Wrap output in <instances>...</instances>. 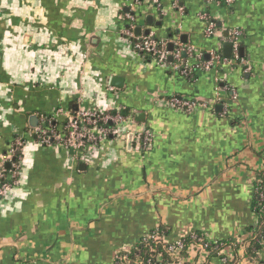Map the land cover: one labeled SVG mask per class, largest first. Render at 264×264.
Listing matches in <instances>:
<instances>
[{"label": "crops", "instance_id": "obj_1", "mask_svg": "<svg viewBox=\"0 0 264 264\" xmlns=\"http://www.w3.org/2000/svg\"><path fill=\"white\" fill-rule=\"evenodd\" d=\"M133 3L0 0V156L28 138L18 186L0 199V264H116L159 229L170 243L232 242L215 255L190 245L162 264H264V239L247 256L264 172V0ZM129 14L140 36L183 45L193 76L136 51L121 36ZM234 30L237 61L223 52ZM214 54L228 63L205 70ZM175 97L200 105L174 107ZM81 107L121 111L123 130H148L151 147L110 138L83 162L29 137L31 116L61 132L56 111Z\"/></svg>", "mask_w": 264, "mask_h": 264}, {"label": "built area", "instance_id": "obj_2", "mask_svg": "<svg viewBox=\"0 0 264 264\" xmlns=\"http://www.w3.org/2000/svg\"><path fill=\"white\" fill-rule=\"evenodd\" d=\"M157 1V0H156ZM217 3H224L228 6L232 5L234 0H209ZM180 0H176L179 3ZM140 3V0H134L133 6L135 7ZM128 26L122 31V37L131 44L136 51L143 55H149L159 66L169 65V58L172 57L173 68L181 70L182 73L188 75L191 68L185 65L183 53L185 48L179 42L175 44V48L172 52L168 50V44L165 40H156L153 36H138L135 32V16L133 14L127 15ZM216 25L210 23L207 29L208 35H214L216 32ZM240 32L234 30L230 35V42L233 44L234 59H239V39ZM174 42V41H173ZM228 60L224 59L219 54H214L212 60L204 63L205 70H212L216 66L221 64H227ZM171 104L174 107L194 109L198 107V104L192 100H185L179 97H175L171 100ZM58 115H64L66 122L61 132L54 128L48 127L46 123L33 129L29 135H36L42 146H62L66 149L72 160H81L83 162H93L95 153L98 152L108 139L118 138L129 134V131L125 132L122 128L127 120L123 116L121 111L94 109L89 110L85 108H79L77 112L73 114H66L62 109L56 111ZM47 123L49 119L44 120ZM28 138L26 135L18 136L14 142L13 149L6 156H0V199H4L10 196L12 189L18 186L19 174L21 170L22 156L18 155V151L22 150L26 145ZM135 140L137 147L140 151L144 152L151 147L152 136L148 130L140 132L137 136L135 134ZM22 152V151H21ZM18 161L13 165V169L7 173L6 164L12 160ZM193 240L196 241L194 246L199 247L202 251H206L207 244L204 238L190 235ZM151 238L155 242H162L168 244V252L170 257L177 262L181 261V251L184 248L182 241L176 243H170L167 238L161 236L151 235L145 237ZM144 238V239H145ZM147 264H154L150 261Z\"/></svg>", "mask_w": 264, "mask_h": 264}, {"label": "trees", "instance_id": "obj_3", "mask_svg": "<svg viewBox=\"0 0 264 264\" xmlns=\"http://www.w3.org/2000/svg\"><path fill=\"white\" fill-rule=\"evenodd\" d=\"M147 58H151L149 55H145ZM170 62V61H169ZM199 68L194 69V76L197 73ZM189 77L193 76V72L188 71ZM22 150L18 151V155L22 156ZM18 159L16 160V162ZM10 170L7 171V173ZM254 209L259 218V224L257 228H253L252 232L254 233V239L251 241L250 246L247 248V256L249 258L256 257V253L259 249H261V243L264 239V172L260 175L258 183L256 185V195L254 197ZM151 235L161 236L163 238H167L166 232L162 229L154 231ZM150 235V236H151ZM197 237L204 238V236L200 234H194ZM205 240L207 244L206 252L211 253L213 255L220 254L222 250L228 246L230 243H212L208 240ZM182 243L184 244V248L181 251V256H184L190 245H194L196 243L195 240L192 239L191 236L183 238ZM168 244L162 242H155L151 238L143 239L138 246H136L130 253L124 255L127 258L120 257L117 260L116 264H147V262H151L154 264H162V263H172L174 260L170 257L168 252Z\"/></svg>", "mask_w": 264, "mask_h": 264}, {"label": "water", "instance_id": "obj_4", "mask_svg": "<svg viewBox=\"0 0 264 264\" xmlns=\"http://www.w3.org/2000/svg\"><path fill=\"white\" fill-rule=\"evenodd\" d=\"M136 34L138 36H140L142 34V28H137L136 30ZM146 34L148 35L149 32H146ZM185 43V41H183ZM169 51L172 52L173 51V44H169ZM223 52H224V56L226 58H231L232 57V53H233V44L231 42H226L223 45ZM240 53L241 55L243 54V49H240ZM169 61H172V57L169 58ZM115 83L118 84L117 80H114ZM116 84V85H117ZM220 110V107L218 108ZM39 124V119L37 116L33 115L30 117V126L32 128H37ZM134 140H135V133H130L127 137V145L129 147V150H131L133 148L134 145ZM10 164H8V169L10 168Z\"/></svg>", "mask_w": 264, "mask_h": 264}]
</instances>
